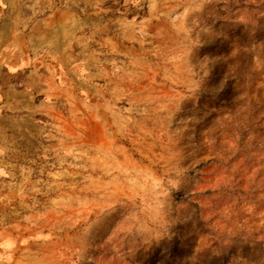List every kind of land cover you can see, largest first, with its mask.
<instances>
[{"label":"rangeland","instance_id":"374dc122","mask_svg":"<svg viewBox=\"0 0 264 264\" xmlns=\"http://www.w3.org/2000/svg\"><path fill=\"white\" fill-rule=\"evenodd\" d=\"M40 1L0 0L28 62L0 264H264V0H97L66 58L28 51Z\"/></svg>","mask_w":264,"mask_h":264},{"label":"crops","instance_id":"0c3cea01","mask_svg":"<svg viewBox=\"0 0 264 264\" xmlns=\"http://www.w3.org/2000/svg\"><path fill=\"white\" fill-rule=\"evenodd\" d=\"M61 1L62 3L59 5L57 4L58 0H41L32 7L31 11L38 15L31 17V27L28 29L27 42L29 46L28 51H30V53H40L47 57L66 58L67 55L70 56V53L67 51L71 49L73 45L75 48H81V42H84L87 37V35L82 37V34H79L80 28L82 26H87L86 17L84 15L88 10L99 12V2L97 0ZM99 42L111 52L117 49V42L112 36H103ZM20 51L23 52L21 49ZM26 56L27 54H25V57L22 56V59L15 61L14 67H7L6 64L2 63V60H0V184L2 185L8 184L13 186L18 184L11 180V171L20 168V166H18L19 157L15 155L18 152H21L22 155L24 154L19 141L23 129L21 131V129H19L20 124L18 126L17 123L18 119L22 120L23 115L27 114L21 112L18 114L17 111L19 109L24 110L25 108L22 107L26 105V102L22 97L25 94L24 86H22L17 79L22 78L20 73H27L25 71L28 62L25 64V61H23ZM7 74H10V79L4 81ZM50 86L53 87V90L50 92L51 94H58L61 98H65L64 93L55 88L54 77L49 81V88ZM65 103L69 104L70 101L65 100ZM48 123L55 126L53 118H51ZM66 137L70 138L69 135H65L64 137L60 135L56 137L55 140L53 139L45 148L57 150L59 148L71 146V138L66 139ZM7 177L8 179L10 178L8 182L6 181ZM12 196H16V192L14 193L13 191ZM7 226L8 225L5 224L4 228L0 229V238L7 235L17 236V234L10 233ZM15 245L16 250H18V244ZM15 257L18 258V254Z\"/></svg>","mask_w":264,"mask_h":264}]
</instances>
